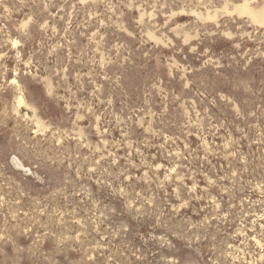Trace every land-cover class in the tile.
<instances>
[{
  "label": "rangeland",
  "instance_id": "1",
  "mask_svg": "<svg viewBox=\"0 0 264 264\" xmlns=\"http://www.w3.org/2000/svg\"><path fill=\"white\" fill-rule=\"evenodd\" d=\"M0 264H264V0H0Z\"/></svg>",
  "mask_w": 264,
  "mask_h": 264
}]
</instances>
